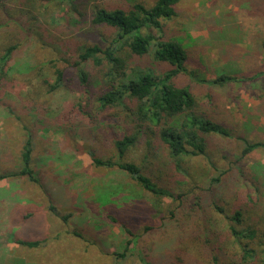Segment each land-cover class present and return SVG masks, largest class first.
<instances>
[{
	"label": "rangeland",
	"instance_id": "374dc122",
	"mask_svg": "<svg viewBox=\"0 0 264 264\" xmlns=\"http://www.w3.org/2000/svg\"><path fill=\"white\" fill-rule=\"evenodd\" d=\"M136 2L149 7L155 0H78L81 17L57 0H0V56L15 46L7 75L0 72V174L6 175L0 229L37 235L41 246L56 249L55 264H167V256L175 264H242V248L259 250L264 242V147L243 153L246 141H264V0H179L175 16L164 20V37L187 50V71L177 80L195 96L194 113L230 132L200 133L203 152L187 145L197 153L176 159L149 135L128 152V160L182 194L177 200L158 199L118 167L94 164L91 150L116 159L113 137L134 131L122 107L100 112L94 104V122L78 115L83 133L66 132L70 123L61 119L71 105H93L100 94V73L91 62L89 91L74 77L76 48L107 45L114 31L93 25L87 14L96 6L131 9ZM133 61L157 74L170 68L151 53ZM58 69L63 85L51 90ZM221 75L235 78L209 82ZM184 119L178 114L170 124ZM29 139L36 180L18 174ZM237 210L240 221L233 219ZM232 226L252 229L255 237L238 238ZM124 250L127 257L116 255Z\"/></svg>",
	"mask_w": 264,
	"mask_h": 264
},
{
	"label": "trees",
	"instance_id": "16d2710c",
	"mask_svg": "<svg viewBox=\"0 0 264 264\" xmlns=\"http://www.w3.org/2000/svg\"><path fill=\"white\" fill-rule=\"evenodd\" d=\"M69 5L70 15L83 16L77 8L78 0H57ZM179 0H155L153 5L146 6L141 2L133 4L131 9L106 8L96 6L89 15L93 25H106L113 29L114 34L111 39H107V45L99 43H86L76 48L77 57L73 63L76 68L75 78L78 82L86 86L89 91L94 72L86 67L88 62L96 67L97 77L100 79V94L97 102L93 105L78 102L71 105L66 117L61 119L70 125L66 132H81L85 123L79 119V114L86 116L89 123L96 120L94 104L101 112L110 108L122 107L127 119L134 125L133 132H126L113 137V146L117 152V158L101 157L91 150L90 155L96 166L107 168L118 167L126 172L143 189L154 194L158 199L171 197L173 200L180 199L182 194L176 195L171 188H167L161 183V178L154 174L149 168L127 159L128 152L137 146L141 137L149 135L157 138L167 145L169 153L175 159L186 153H197L196 150H189L187 145L193 146L199 152H203L205 138L200 133L217 132L229 135V130L221 123L203 115H196V98L187 85H181L177 77L181 72L187 71L185 63L187 60V50L185 45L178 39H168L164 37V20H169L176 14L175 5ZM15 46H9L5 53L0 56V72L7 75V62L12 55ZM151 53L155 60L165 62L170 68L162 74H157L153 66H142L137 62H132L134 58L145 56ZM95 73V74H96ZM192 75V74H191ZM1 77V76H0ZM234 76L221 75L209 81L211 83H224L234 80ZM64 73L60 69L57 71V80L50 84V89L54 90L63 85ZM206 80V79H204ZM208 81V80H207ZM184 113L185 119L178 125H171V118ZM151 122V126L147 124ZM73 134V133H72ZM91 135V134H90ZM152 140V139H151ZM148 144L152 145V141ZM243 153H247L257 147L263 146L264 141L250 143L246 141ZM32 148L30 139L23 152V168L18 174L27 175L30 179L36 180L33 176V169L30 166ZM6 177L0 174V179ZM163 182V180H162ZM181 205L179 202L178 206ZM172 216L174 212H171ZM69 218V214L63 216L64 220ZM233 219L241 220V212L237 210ZM130 234L134 233L127 228ZM232 233L238 238L249 240L255 237L252 229H238L231 227ZM133 238L128 240V246ZM26 245L34 246L37 241H22ZM263 247L248 244L242 248V264H253L259 261L264 264V242ZM180 252V251H179ZM120 258L127 257V250L117 252ZM146 264H152L144 260ZM167 264H175L177 261L171 256ZM181 263V262H180ZM165 264V263H164ZM179 264V263H178ZM229 264H238L230 262Z\"/></svg>",
	"mask_w": 264,
	"mask_h": 264
},
{
	"label": "crops",
	"instance_id": "0c3cea01",
	"mask_svg": "<svg viewBox=\"0 0 264 264\" xmlns=\"http://www.w3.org/2000/svg\"><path fill=\"white\" fill-rule=\"evenodd\" d=\"M11 230L0 229V264H50L56 263V249L50 248L45 243L40 245L41 240L36 236H26L24 232L11 235ZM38 234L42 235V232ZM39 235V236H41ZM22 241H37L34 246L26 245ZM44 256H47L44 261Z\"/></svg>",
	"mask_w": 264,
	"mask_h": 264
}]
</instances>
